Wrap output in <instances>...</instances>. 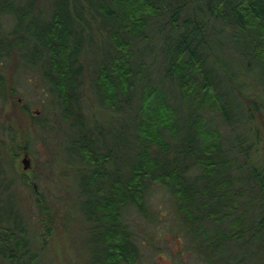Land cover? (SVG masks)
I'll list each match as a JSON object with an SVG mask.
<instances>
[{
    "label": "trees",
    "instance_id": "trees-1",
    "mask_svg": "<svg viewBox=\"0 0 264 264\" xmlns=\"http://www.w3.org/2000/svg\"><path fill=\"white\" fill-rule=\"evenodd\" d=\"M21 66L49 83L69 128L88 264H137L124 209L147 213L155 183L172 194L211 264H249L252 255L264 264V161L251 159L255 120L264 117V0H0V109L16 92L10 71ZM87 78L108 123L85 110ZM6 165L0 155V257L43 264L56 217L39 194L38 245Z\"/></svg>",
    "mask_w": 264,
    "mask_h": 264
},
{
    "label": "rangeland",
    "instance_id": "rangeland-1",
    "mask_svg": "<svg viewBox=\"0 0 264 264\" xmlns=\"http://www.w3.org/2000/svg\"><path fill=\"white\" fill-rule=\"evenodd\" d=\"M2 20L6 26L13 24L7 15ZM155 46L154 43V50L149 55L157 53ZM159 58L151 69V75L157 80L163 75ZM8 82L16 92L0 109V122H3L0 125V155L5 159L7 168L12 170L9 172L14 183L11 190L24 213L30 236L41 245L38 241L43 238L40 229L43 212L37 201L41 194L57 220L53 234L46 236L48 245L43 249V264H88L92 250L83 218L81 172L69 163L71 155L66 149L67 138L64 135L69 128L61 118L55 96L49 83L26 66L15 71L11 69ZM85 88L86 112L91 118L99 117L101 122L108 123L112 115L94 95L95 99L91 96L89 78L85 81ZM22 105L28 106L31 114L25 113ZM32 116L40 118L41 122L35 123ZM214 120L224 133L232 137L234 132L231 127L217 116ZM255 121L260 134L257 142L255 136V151L251 159L264 161V117H258ZM25 157L30 161L27 169L24 167ZM24 174L31 178L24 180ZM33 185L37 186L38 192ZM147 200V213L139 212L131 205L124 209V217L131 225L141 249L137 264H211L205 251L198 248V238L188 232L172 194L161 184L155 183L149 189ZM257 257L252 255L245 261L254 264ZM0 264H6L1 257Z\"/></svg>",
    "mask_w": 264,
    "mask_h": 264
},
{
    "label": "water",
    "instance_id": "water-1",
    "mask_svg": "<svg viewBox=\"0 0 264 264\" xmlns=\"http://www.w3.org/2000/svg\"><path fill=\"white\" fill-rule=\"evenodd\" d=\"M23 161H24V163H25V168H28L29 167V165H30V161H29V159L27 158V157H25L24 159H23Z\"/></svg>",
    "mask_w": 264,
    "mask_h": 264
}]
</instances>
